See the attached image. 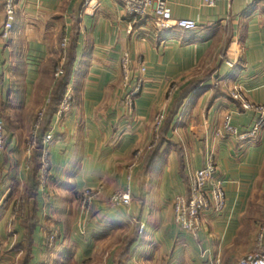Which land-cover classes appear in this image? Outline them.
I'll list each match as a JSON object with an SVG mask.
<instances>
[{"label": "crops", "instance_id": "0c3cea01", "mask_svg": "<svg viewBox=\"0 0 264 264\" xmlns=\"http://www.w3.org/2000/svg\"><path fill=\"white\" fill-rule=\"evenodd\" d=\"M85 1L19 0L14 27L5 35L0 0V119L14 124L0 155V264L20 262L28 227L29 264H237L247 254H264L257 245L264 233V130L246 143L222 134L228 114L242 132L256 119L229 89L242 87L249 101L264 105V0H229L215 8L202 0H164L175 20L197 23L193 32L166 33L152 17L130 22L116 0H100L92 14L84 11ZM65 37L67 54L74 56L68 85L73 107L64 119L54 116L47 133L53 136L48 189L38 191L35 204H25L23 124L48 105ZM125 53L132 83L142 77L133 112L124 104ZM228 59L237 62L234 69ZM192 83L197 85L166 141L150 158L156 113L166 107L169 114ZM138 151L145 158L130 174ZM209 155L226 206L219 215L207 214L193 239L176 225L173 200L188 195L189 176L204 168ZM129 176L131 207H113L110 195L125 190ZM101 185L104 194L83 216L81 193ZM49 234L57 237L52 248L46 245Z\"/></svg>", "mask_w": 264, "mask_h": 264}, {"label": "built area", "instance_id": "2783aa9c", "mask_svg": "<svg viewBox=\"0 0 264 264\" xmlns=\"http://www.w3.org/2000/svg\"><path fill=\"white\" fill-rule=\"evenodd\" d=\"M100 0H86L84 3V11L92 14L98 7ZM122 4L126 16L130 22H137L153 18L155 26L161 33L171 32L175 29H181L186 32H193L197 29V23L193 20L180 19L175 20L168 3L164 0H116ZM229 0H202L203 6L207 8H215L218 3ZM19 0H4L5 14V35H7L14 27L16 20V12ZM68 38L62 41V47L66 48ZM226 65L230 69H234L237 65L236 61L226 60ZM123 74V91L124 104L127 111L132 112L136 99L142 91V77H136V83H132V62L128 53H125L120 62ZM141 74H144L145 67L143 64L139 66ZM62 72H60L61 74ZM232 100L240 105L245 113H253L256 116L253 126L247 131H240L232 125V115L228 114L224 120L222 129L223 136L232 139L234 142H251L256 140L260 133L264 130V105L252 103L247 98L246 92L242 87L234 86L228 90ZM71 90H68L64 100L57 112L58 119H64L72 110ZM166 118L165 112H160L154 122V133L157 134ZM4 125L0 119V155L4 152L5 147ZM44 146V164L41 176L48 177V144L53 141L52 134L45 136ZM34 145V144H33ZM32 149V148H31ZM29 155V154H28ZM139 156V154H138ZM137 156V157H138ZM213 156L209 155L204 168L194 172L189 176V193L187 196H177L173 200V212L176 225L185 233L189 234L193 239H198L199 234L204 228L203 218L211 213L221 214L226 206V194L221 181L215 179L217 166L213 160ZM133 167V166H132ZM129 176L128 186L125 190L116 191L110 196L109 203L117 208H130L132 205L131 183ZM44 191V190H43ZM103 187L99 186L95 190H85L80 196V208L82 213L87 216L90 214L93 204L98 196L102 194ZM145 227H140V232H144ZM57 237L49 234L46 245L50 248L56 244ZM259 247H264V234L259 236ZM237 264H264V254L250 253L243 257Z\"/></svg>", "mask_w": 264, "mask_h": 264}, {"label": "trees", "instance_id": "16d2710c", "mask_svg": "<svg viewBox=\"0 0 264 264\" xmlns=\"http://www.w3.org/2000/svg\"><path fill=\"white\" fill-rule=\"evenodd\" d=\"M67 51H66V56L64 58V63L62 64V66H60V64L58 66V62L56 64L59 67L56 73H58V70L62 67L63 74L58 78L57 84L49 98L48 105L42 112L43 116L38 126L37 150L33 152L32 164L28 171V179H27V184H26L25 191H24L25 204H29L30 202H33V204H35V198L39 190V172L41 170V160L40 159H41V155L44 149V139H45L46 134L51 130L52 118L57 114L60 108V105L64 99V96L67 92V89H68V85H69V81L71 77L70 75H71V71H72V67L74 63V56L72 54V56L70 57L67 54ZM62 59L60 60L61 62H62ZM196 85L197 83H192L189 87L182 90L178 98L174 101L173 106L164 123V126L162 127V130L160 132L159 141L157 145L154 147V149L149 154L151 155L150 158H152L153 156L155 157L158 154V151L161 148L162 144L166 141L165 134L170 129L174 121V118L176 117V115L179 112V109L182 107L184 103V100L188 97L191 91L194 90ZM25 204L23 202L22 206ZM27 230L28 232L26 234V238L24 242V244L26 245V251H23L24 249H22L23 256H22L21 261L18 264H29L30 252L28 250V247H29V244L31 243L32 227H28Z\"/></svg>", "mask_w": 264, "mask_h": 264}, {"label": "rangeland", "instance_id": "374dc122", "mask_svg": "<svg viewBox=\"0 0 264 264\" xmlns=\"http://www.w3.org/2000/svg\"><path fill=\"white\" fill-rule=\"evenodd\" d=\"M63 41V40H62ZM60 46H61V50H62V64L64 63V58H65V56H66V51H67V49H68V46H69V40H68V44H67V46H66V48H63L62 47V42H61V44H60ZM62 66V65H61ZM60 72H62L61 74H60ZM63 74V69H62V67L58 70V73L56 74V77H60L61 75ZM68 90H71V97H72V101H71V103H72V107H73V93H72V89H68ZM68 90H67V92H68ZM66 92V93H67ZM174 92H175V90H173V88H172V90H171V92H170V94L171 95H173L174 94ZM66 95V94H65ZM65 97V96H64ZM64 100V99H63ZM137 100V99H136ZM63 102V101H62ZM62 104V103H61ZM135 104H136V102H135ZM61 106V105H60ZM126 108V107H125ZM135 110V106H134V108H133V110H132V112ZM165 112V114H166V118H165V121H166V119H167V116H168V111H167V108L165 107V108H161L157 113H156V115H155V117H154V121L153 122H155V119H156V117H157V115L160 113V112ZM43 111H41L40 112V114H39V116L38 117H36V120L34 121V122H32L31 124H23V127H25V126H27V131H28V140H27V143H26V160H25V168L29 171V169H30V167H31V164H32V157H33V152H35L36 150H37V130H38V126H39V123L41 122V119H42V113ZM56 117H57V115H55ZM2 120V119H1ZM165 121H164V123H165ZM2 122H3V125H4V135L8 132V131H10V130H12V127H13V125L14 124H12V123H6V122H4V120H2ZM164 123H163V125H162V127L164 126ZM29 125V126H28ZM162 127H161V129H160V131L157 133V134H155L154 133V123H153V127H152V130H153V136H154V139H153V144H152V147H155L156 145H157V143H158V141H159V136H160V132H161V130H162ZM47 135V134H46ZM5 142V141H4ZM34 144V145H33ZM44 146H45V141H44ZM151 147V148H152ZM32 148V149H31ZM29 154V155H28ZM43 154H44V149H43V152H42V155H41V170H40V172H39V190L38 191H43V193H46V191H47V189H48V182H49V179H50V171H51V168H50V158H49V151H48V164H49V170H48V177L46 178V177H44V176H41V171H42V167H43V164H44V156H43ZM138 154H139V156H138ZM138 156V157H137ZM145 158V156H144V153L143 152H141V151H138L137 153L135 152V154H134V156L132 157V160L130 161V165L128 166V168H129V173L130 174H132L133 173V171H134V168L136 167V165L139 163L138 161H141V160H143ZM133 166V167H132ZM102 187H103V191H102V194L100 195V196H98L97 198H96V200H95V202H94V204H93V207H94V205L96 204V202H97V200L104 194V191H105V186L104 185H101ZM120 191V190H119ZM116 192V191H115ZM115 192H113V193H115ZM112 193V194H113ZM82 194V193H81ZM111 194V195H112ZM110 195V196H111ZM81 196V195H80ZM109 199H110V197H109ZM132 202H133V198H132ZM93 207H92V210H93ZM79 209H80V212H81V214L83 215V216H85L83 213H82V211H81V208H80V199H79ZM92 210H91V212H92ZM90 212V213H91ZM90 214H88L87 216H89ZM262 234H264V233H262ZM261 235V234H260ZM258 240H259V237H258ZM258 243H259V241H258ZM258 243H257V245H258ZM47 247H49V246H47ZM50 248V247H49ZM23 254V253H22ZM21 254V255H22ZM248 255V254H247ZM245 257V256H244ZM242 259V258H241ZM240 259V260H241ZM239 260V261H240ZM20 261H21V258H20ZM238 261V262H239Z\"/></svg>", "mask_w": 264, "mask_h": 264}]
</instances>
